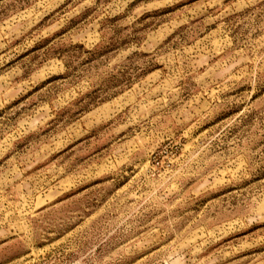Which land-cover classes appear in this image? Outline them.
I'll return each instance as SVG.
<instances>
[{
    "label": "rangeland",
    "instance_id": "obj_1",
    "mask_svg": "<svg viewBox=\"0 0 264 264\" xmlns=\"http://www.w3.org/2000/svg\"><path fill=\"white\" fill-rule=\"evenodd\" d=\"M0 264H264V0H0Z\"/></svg>",
    "mask_w": 264,
    "mask_h": 264
}]
</instances>
